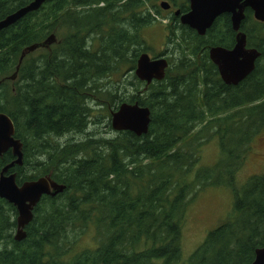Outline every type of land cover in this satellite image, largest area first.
Listing matches in <instances>:
<instances>
[{
  "label": "trees",
  "instance_id": "1",
  "mask_svg": "<svg viewBox=\"0 0 264 264\" xmlns=\"http://www.w3.org/2000/svg\"><path fill=\"white\" fill-rule=\"evenodd\" d=\"M31 1L0 0V21ZM160 2L51 0L1 31L0 113L13 121L24 153L23 166L10 172L19 185L51 175L66 188L42 198L21 242L16 208L0 199V264H253L264 247V173L239 181L264 133V23L246 10L241 31L261 56L230 86L209 57L212 47L236 43L230 16L200 36L171 11L163 16ZM161 19L166 50L153 57L168 55L169 67L147 85L135 70L143 53L154 52L144 31ZM51 35L56 42L29 53L17 72L23 51ZM110 97L111 114L123 103L149 108V132L88 134L91 123L101 124L95 107L108 111ZM80 134L88 135L73 139ZM212 139L221 158L199 166ZM14 160L11 150L0 157V173ZM212 186L231 191L232 213L185 259L190 205Z\"/></svg>",
  "mask_w": 264,
  "mask_h": 264
},
{
  "label": "water",
  "instance_id": "2",
  "mask_svg": "<svg viewBox=\"0 0 264 264\" xmlns=\"http://www.w3.org/2000/svg\"><path fill=\"white\" fill-rule=\"evenodd\" d=\"M51 0H32L26 6L18 9L0 21L1 31L16 24L28 14L37 12ZM163 10L170 9L168 2L160 4ZM190 12L183 14L180 22L204 36L213 26L217 18L224 14L231 15L233 30L236 32V44L229 50L223 47L210 49L211 61L217 66L220 77L226 85L237 86L249 77L256 68V62L261 53L254 48L247 47V37L241 31L245 12L251 9L254 18L264 23V0H190ZM180 12H176L178 16ZM56 42V37L51 35L45 42L39 45L27 47L19 60L17 72L23 59L39 48H48ZM169 61L166 56L152 58L149 53H143L137 63L136 77L150 85L154 81H162L166 76ZM17 72L12 80L17 78ZM151 111L139 103H123L111 114V126L116 132L129 131L137 137L149 132L151 123ZM12 151L15 160L3 168L0 173V199L13 205L17 211V229L14 239L21 242L26 239V227L34 218V209L44 196L55 197L65 190V185L55 182L51 175L40 177L36 180L26 181L19 185L17 174L10 172L16 166L24 164L23 143L16 138V130L13 121L6 114L0 113V157L8 151ZM253 264H264V247L256 250Z\"/></svg>",
  "mask_w": 264,
  "mask_h": 264
},
{
  "label": "rangeland",
  "instance_id": "3",
  "mask_svg": "<svg viewBox=\"0 0 264 264\" xmlns=\"http://www.w3.org/2000/svg\"><path fill=\"white\" fill-rule=\"evenodd\" d=\"M162 2L170 4L171 0H161L160 4ZM163 11L162 15L166 16V10ZM161 20L163 21L162 24H155L144 31V35L154 51L149 52L151 57H153V53L159 54L166 50L164 28L168 20ZM109 86H111V81ZM95 109L94 114H98L101 117V124L91 123L87 133L111 138L115 131L111 130L109 125L110 118H107L109 110L106 111L104 107L99 105ZM88 134L75 135L73 139L81 140L87 137ZM220 158L221 153L217 140H209L201 148L199 166H213ZM262 173H264V133L259 135L252 144V149L239 172V181L244 183L251 176ZM232 204V193L224 186H212L198 193V196L190 205L182 232V249L185 259L202 244L210 231L217 228L231 215ZM83 246L89 247L91 245L84 241Z\"/></svg>",
  "mask_w": 264,
  "mask_h": 264
},
{
  "label": "flooded vegetation",
  "instance_id": "4",
  "mask_svg": "<svg viewBox=\"0 0 264 264\" xmlns=\"http://www.w3.org/2000/svg\"><path fill=\"white\" fill-rule=\"evenodd\" d=\"M176 2L178 3V4H185V6H186V10H185V12H181V10L179 9V8H175L171 3H170V5H171V7H170V9H169V11H171L174 15V17H176V18H178L179 19V21H180V18H181V16L183 15V14H186V13H189L190 12V10H191V8H190V0H176ZM167 11V10H166ZM180 12V14L177 16L176 15V12ZM225 15V14H224ZM227 15V14H226ZM229 15V14H228ZM223 16V15H222ZM230 16V18H231V15H229ZM221 17V16H220ZM232 23V22H231ZM180 24H181V22H180ZM182 25V24H181ZM184 26V25H183ZM188 27V26H187ZM233 28V27H232ZM191 29V28H190ZM193 30V29H192ZM196 32V31H195ZM235 32V31H234ZM198 34V33H197ZM235 42H236V40H235ZM236 44V43H235ZM235 44L233 45V47L232 48H230L229 50H231V49H233L234 48V46H235ZM217 47V46H216ZM213 48V47H212ZM224 48V47H223ZM226 49H228V48H226ZM209 52H210V50H209ZM164 56H166V58H168V55H164ZM161 57H163V56H161ZM209 57H210V53H209ZM154 58V57H153ZM168 60V59H167ZM210 60H211V58H210ZM109 113H110V122H109V125H110V128H111V97H110V105H109Z\"/></svg>",
  "mask_w": 264,
  "mask_h": 264
},
{
  "label": "bare ground",
  "instance_id": "5",
  "mask_svg": "<svg viewBox=\"0 0 264 264\" xmlns=\"http://www.w3.org/2000/svg\"><path fill=\"white\" fill-rule=\"evenodd\" d=\"M88 107V105H86ZM89 125V124H88ZM63 144V143H62ZM65 145V144H64Z\"/></svg>",
  "mask_w": 264,
  "mask_h": 264
}]
</instances>
